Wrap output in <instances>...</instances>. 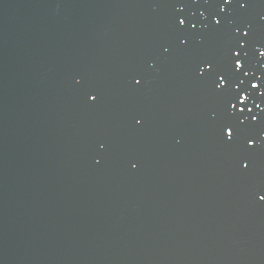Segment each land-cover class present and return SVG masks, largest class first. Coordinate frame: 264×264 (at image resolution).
Segmentation results:
<instances>
[{
	"label": "water",
	"instance_id": "95a60500",
	"mask_svg": "<svg viewBox=\"0 0 264 264\" xmlns=\"http://www.w3.org/2000/svg\"><path fill=\"white\" fill-rule=\"evenodd\" d=\"M260 50L264 0H0V264H264Z\"/></svg>",
	"mask_w": 264,
	"mask_h": 264
},
{
	"label": "snow or ice",
	"instance_id": "6c2138e0",
	"mask_svg": "<svg viewBox=\"0 0 264 264\" xmlns=\"http://www.w3.org/2000/svg\"><path fill=\"white\" fill-rule=\"evenodd\" d=\"M230 3H231V0H223V4H230ZM240 7L243 8L244 7V3H240ZM181 11H183V10L181 9ZM220 12L221 13L224 12V8L223 7L220 8ZM201 15H203V13H201ZM215 24L216 25H221V20L220 19H216L215 20ZM179 25L182 26V30H185L184 29V26H185V20L184 19H179ZM205 27H207L206 24H205ZM195 28H196V24H191V28H188V26H187L188 30L195 29ZM240 31H241V29L237 28V32H240ZM243 35L245 37L248 36V31H243ZM181 43H184V41L182 40ZM244 47H245L244 43L240 42L239 48L238 49H234L233 52H232V57H233V60H234L233 71H239V70H241V69H243L245 67V64H242V60L247 56V52H244V56L243 57L241 56V50H243ZM259 56L264 58V50H260L259 51ZM237 57H240V58H237ZM203 63H204V67H201L199 69L200 75H204L205 74V70H204L205 67L207 69H211L215 73L216 78L219 81V83L216 84V88L217 89H222L223 88V86L226 83V77L228 78V81L231 82V76H230V74L227 71L218 70L211 61H204ZM260 67L264 68V63H261ZM243 75L245 77H248L249 76V70L244 71ZM262 77H264V73H262L261 76H256V80L261 81V83H259V84L257 82H255V81H250L251 82V89H256L257 90V94H258L259 97H264V90H262V89H264V78H262ZM136 82L139 83V81H136ZM243 83H244V81L241 80L240 84L236 85V89L239 90L240 86L243 85ZM230 86H231V83H230ZM251 89H245L244 91H240L239 96L236 98L237 102L236 103H231L230 102V113H231L232 116L236 117V119L239 120L240 124H244L245 120H247L248 117L245 116L244 119H240L238 114L244 113L245 110H244L243 107L237 108V104H245V102L249 99V96L247 95V93L250 92ZM92 98L95 99V97H92ZM262 102H264V101H262ZM255 107L258 110V114L261 117H264V108H261V105L259 103L255 104ZM231 110H235V111H231ZM247 111H248V113H252V108L249 107ZM251 121H257V115H252L251 116ZM257 123H259V122L257 121ZM233 129H236L235 137L239 136V129L237 128V125L232 124V123H225L222 126V130H221L222 136L225 137L226 141L231 142L234 139ZM261 134H264V130H261L260 135ZM255 143H256V141L254 139H247L246 147L248 149H251V148H253ZM243 167L247 168L248 167L247 163H245L243 165ZM257 195L259 196V200L260 201H264V195H260L259 193H257Z\"/></svg>",
	"mask_w": 264,
	"mask_h": 264
}]
</instances>
